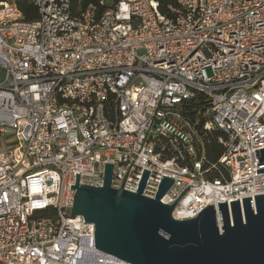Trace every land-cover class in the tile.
Returning <instances> with one entry per match:
<instances>
[{
	"label": "built area",
	"instance_id": "obj_1",
	"mask_svg": "<svg viewBox=\"0 0 264 264\" xmlns=\"http://www.w3.org/2000/svg\"><path fill=\"white\" fill-rule=\"evenodd\" d=\"M0 0V264H131L70 217L80 184L179 198L174 216L264 194V0ZM203 96L200 100L199 96ZM224 153L207 157L209 134ZM134 162V163H133ZM131 168V169H130ZM130 170V171H129Z\"/></svg>",
	"mask_w": 264,
	"mask_h": 264
},
{
	"label": "water",
	"instance_id": "obj_2",
	"mask_svg": "<svg viewBox=\"0 0 264 264\" xmlns=\"http://www.w3.org/2000/svg\"><path fill=\"white\" fill-rule=\"evenodd\" d=\"M258 165L264 164V148L256 150ZM134 163V162H133ZM131 169V168H130ZM130 171V170H129ZM149 170L144 171L137 192L113 187V165L105 164L102 186L80 184L76 178L71 218L84 217L95 224V246L131 264H264V194L219 203L218 225L215 205L196 217L174 216L178 203L162 197L175 180L163 176L155 197L144 194ZM264 168L258 169L263 173Z\"/></svg>",
	"mask_w": 264,
	"mask_h": 264
},
{
	"label": "trees",
	"instance_id": "obj_3",
	"mask_svg": "<svg viewBox=\"0 0 264 264\" xmlns=\"http://www.w3.org/2000/svg\"><path fill=\"white\" fill-rule=\"evenodd\" d=\"M78 3L79 0H74ZM82 5L85 6L89 0H81ZM161 4V9L165 13H170V7H176V0H159ZM18 7L22 10L24 19L31 21L38 18V9L35 5L28 2L27 0H15ZM199 99L202 100L203 96H199ZM221 134L219 131L209 134V140L207 142V157L210 162H216L219 157L224 153V147L217 141V135Z\"/></svg>",
	"mask_w": 264,
	"mask_h": 264
},
{
	"label": "rangeland",
	"instance_id": "obj_4",
	"mask_svg": "<svg viewBox=\"0 0 264 264\" xmlns=\"http://www.w3.org/2000/svg\"><path fill=\"white\" fill-rule=\"evenodd\" d=\"M112 0H108V2H111ZM3 77V72L0 71V79Z\"/></svg>",
	"mask_w": 264,
	"mask_h": 264
},
{
	"label": "bare ground",
	"instance_id": "obj_5",
	"mask_svg": "<svg viewBox=\"0 0 264 264\" xmlns=\"http://www.w3.org/2000/svg\"><path fill=\"white\" fill-rule=\"evenodd\" d=\"M232 219H233V216H232Z\"/></svg>",
	"mask_w": 264,
	"mask_h": 264
}]
</instances>
